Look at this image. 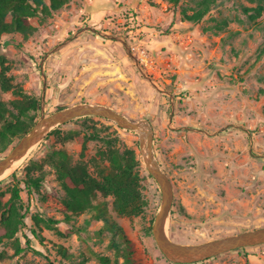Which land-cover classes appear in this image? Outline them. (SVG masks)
I'll return each instance as SVG.
<instances>
[{
	"label": "rangeland",
	"instance_id": "374dc122",
	"mask_svg": "<svg viewBox=\"0 0 264 264\" xmlns=\"http://www.w3.org/2000/svg\"><path fill=\"white\" fill-rule=\"evenodd\" d=\"M198 2L70 0L49 17L31 18L35 30L27 38L4 35L0 47L12 84L39 100L37 119L41 110L48 115L93 103L150 122L155 157L174 190L167 231L186 244L264 227V13L252 20L245 12L264 6V0H215L199 23L184 20L182 12L192 14ZM91 29L124 40L139 66L120 40ZM20 98L0 87V101L9 110ZM101 138H110L120 150H134L140 160L136 132L90 116L61 126L8 172L21 179L34 161L41 167L31 175L43 179L30 194L20 182L24 225L17 239L0 244V264H127L128 259L175 264L152 235L161 191L142 163L146 206L139 215L119 216L112 197L98 191L86 210L67 209L51 153L65 150L71 165L84 164L99 178L108 164L98 154L105 149ZM16 183L9 178L1 184L5 200ZM99 206L125 238L105 226L97 216ZM16 246L24 250L16 253ZM200 264H264V244Z\"/></svg>",
	"mask_w": 264,
	"mask_h": 264
},
{
	"label": "trees",
	"instance_id": "16d2710c",
	"mask_svg": "<svg viewBox=\"0 0 264 264\" xmlns=\"http://www.w3.org/2000/svg\"><path fill=\"white\" fill-rule=\"evenodd\" d=\"M70 0H0V47L4 35L19 33L24 38L30 36L35 28L30 24V19L34 17H49L51 14L69 3ZM172 5H177L180 0H166ZM215 0H199V8L192 14L182 12L184 20L199 23L211 10ZM248 16L254 20L264 13V6L258 5L255 8H245ZM10 66L7 58L0 54V87L4 91H12L20 99L12 103L13 110H9L0 101V154L4 153L11 145H14L35 123L40 110L39 100L24 95L22 90L12 84L9 75ZM34 112L33 114L31 112ZM85 119L89 117H84ZM66 124V123H65ZM62 125L51 130L48 136L59 132ZM94 138L93 135L88 136ZM99 137V136H97ZM87 137L82 140V152L86 148ZM105 149L98 150L100 159L107 161V166L100 171L99 178L93 177L84 164L71 165L69 155L65 150H56L51 153V166L58 173L57 178L63 187L68 200L66 207L73 213H79L91 205V198L96 191L105 197H112L113 209L119 216H136L143 212L146 200L142 192L141 184V162L137 158L134 150L125 148L120 150L114 147L110 138L104 139ZM40 164L30 161L26 167L24 177L19 179L13 172L0 180L13 178L17 183L11 188L10 196L5 200V193L0 191V244L5 240H15L19 231L23 228L25 214L22 212L24 203L22 202L19 187L20 182L24 183L27 193H31V188L38 189L41 186V176H32L31 171L39 169ZM97 216L102 217L105 226L113 230L116 234L123 236L121 228L112 220L103 207H97ZM31 235L37 236L35 230H30ZM25 237H28L27 235ZM125 238V236H123ZM27 247L29 246V238ZM240 248L237 250H243ZM24 248L16 246V253H20ZM59 253L67 256L64 248L59 246ZM212 257L210 259H213ZM209 260V259H208ZM203 262V261H202ZM202 262L190 263L200 264ZM127 264H133L127 260ZM177 264V263H175Z\"/></svg>",
	"mask_w": 264,
	"mask_h": 264
},
{
	"label": "water",
	"instance_id": "95a60500",
	"mask_svg": "<svg viewBox=\"0 0 264 264\" xmlns=\"http://www.w3.org/2000/svg\"><path fill=\"white\" fill-rule=\"evenodd\" d=\"M91 30L103 37L120 40L124 44L128 55L138 65L124 40L98 32L95 29ZM143 74L154 85L153 80L145 73ZM90 116L104 118L121 129L134 131L138 134L140 161L157 182L161 191L160 206L154 217L151 231L157 247L167 260L177 264H190L202 262L240 248L264 244V227L194 244L174 241L167 231V223L174 199L173 184L155 157L152 125L147 120H133L113 108L101 104L78 103L56 110L48 115L41 110L40 116L33 126L0 158V179L8 175L13 166L21 161L36 144L46 138L51 130L73 119Z\"/></svg>",
	"mask_w": 264,
	"mask_h": 264
},
{
	"label": "bare ground",
	"instance_id": "6f19581e",
	"mask_svg": "<svg viewBox=\"0 0 264 264\" xmlns=\"http://www.w3.org/2000/svg\"><path fill=\"white\" fill-rule=\"evenodd\" d=\"M33 148H34V147H33ZM28 154H29V153H28ZM28 154H27V155H28ZM27 155H26V156H27ZM26 156H25V157H26ZM25 157H24V158H25ZM24 158H23V159H24ZM23 159H22V160H23ZM22 160H21V161H22ZM21 161H19V162H21ZM19 162H17L13 167H15L16 165H18ZM14 170H15V169H14Z\"/></svg>",
	"mask_w": 264,
	"mask_h": 264
}]
</instances>
